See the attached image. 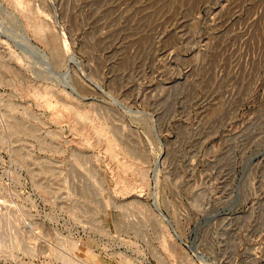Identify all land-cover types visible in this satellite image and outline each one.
Segmentation results:
<instances>
[{
    "label": "rangeland",
    "instance_id": "obj_1",
    "mask_svg": "<svg viewBox=\"0 0 264 264\" xmlns=\"http://www.w3.org/2000/svg\"><path fill=\"white\" fill-rule=\"evenodd\" d=\"M0 264H264V0H0Z\"/></svg>",
    "mask_w": 264,
    "mask_h": 264
},
{
    "label": "water",
    "instance_id": "obj_2",
    "mask_svg": "<svg viewBox=\"0 0 264 264\" xmlns=\"http://www.w3.org/2000/svg\"><path fill=\"white\" fill-rule=\"evenodd\" d=\"M161 214H162V212H161ZM164 216V215H163ZM169 222V221H168ZM170 224V223H169Z\"/></svg>",
    "mask_w": 264,
    "mask_h": 264
},
{
    "label": "bare ground",
    "instance_id": "obj_3",
    "mask_svg": "<svg viewBox=\"0 0 264 264\" xmlns=\"http://www.w3.org/2000/svg\"><path fill=\"white\" fill-rule=\"evenodd\" d=\"M30 45H31V43H30Z\"/></svg>",
    "mask_w": 264,
    "mask_h": 264
}]
</instances>
